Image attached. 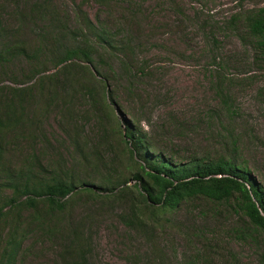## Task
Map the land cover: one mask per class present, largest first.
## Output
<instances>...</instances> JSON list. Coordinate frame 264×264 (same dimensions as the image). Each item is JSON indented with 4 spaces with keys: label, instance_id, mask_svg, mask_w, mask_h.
Listing matches in <instances>:
<instances>
[{
    "label": "rangeland",
    "instance_id": "rangeland-1",
    "mask_svg": "<svg viewBox=\"0 0 264 264\" xmlns=\"http://www.w3.org/2000/svg\"><path fill=\"white\" fill-rule=\"evenodd\" d=\"M23 1L27 0H19L21 6ZM53 1L69 13L72 27L79 26L76 12L82 10L97 26L112 32L119 43H130L133 53L126 59H132L133 72L127 79L132 80L106 81L107 89L114 90L111 103L122 130L127 120L133 122L166 156L180 161L227 154L251 170L264 187V63L255 61L243 17L246 10L263 6L264 0ZM0 5L13 15L12 0H0ZM26 37L32 44L37 42L35 35ZM55 71L49 66V73ZM12 77L11 73L1 74L0 86L13 85ZM79 78L75 84L82 89L67 88L73 94L67 106H72V114L65 111L67 107L53 105L44 123L37 126L39 133L30 131L38 137L37 158L45 167L56 166L60 154L63 170L75 173V179L86 170L94 183L103 182L105 175L129 177L127 166L132 159L125 142L118 141V135L101 142L104 129L84 89V76ZM223 86L231 96L233 114L225 112L219 95ZM76 129L81 142L85 141L86 153L101 149L103 165L99 160L85 163L80 149L75 151L71 136ZM16 142L19 140L13 137L5 145L4 158L12 166L23 167L33 140L28 145ZM106 143L112 144L104 146ZM93 162L98 168L93 166L92 172L89 165ZM204 204L208 208L212 203L197 200L184 205L169 216L171 222L155 232L164 264H264V235L236 237L237 218L205 215ZM98 206L74 197L69 212L59 216L63 223L91 217V264H148L151 244L145 236L128 230L115 212L95 213ZM6 233L2 222L0 247ZM54 240L30 234L17 264H59L60 240Z\"/></svg>",
    "mask_w": 264,
    "mask_h": 264
},
{
    "label": "trees",
    "instance_id": "trees-1",
    "mask_svg": "<svg viewBox=\"0 0 264 264\" xmlns=\"http://www.w3.org/2000/svg\"><path fill=\"white\" fill-rule=\"evenodd\" d=\"M23 2L21 6L19 0H12V16L0 5V72L13 74L14 82L0 86V223L7 230L0 247V264H17L27 237L37 233L47 240H60L59 264H91V217L79 223H63L59 217L69 212L74 197L98 204L95 213L115 212L128 230L145 236L151 244L148 264H164L155 232L171 222V214L197 200L212 203L208 208L204 204L205 215L236 217V237L264 235V187L245 165L227 154L176 160L166 156L133 122L127 120L121 129L111 103L114 90L107 89L106 81L132 76V59H126L133 53L129 42L119 43L112 32L97 26L82 10L76 12L79 26L72 27L69 13L53 0ZM243 17L255 61L264 63V5L246 10ZM238 19L235 16L234 21ZM26 35L37 36V42L32 44ZM49 66L56 71L49 73ZM79 75L84 76V89L104 129L101 142L118 135V141L126 144L132 159L127 166L129 177L105 175L103 182L94 183L86 170L78 179L72 171L63 170L60 154L54 161L56 166L47 162L50 165L45 167L37 158L34 149L38 137L30 131L39 133L37 126L44 123L51 106L63 109L71 103L73 94L67 88L78 91L75 83ZM219 95L225 112L233 114L231 96L224 86ZM65 111L72 114V106ZM13 137L19 145L33 140L28 145L30 158L23 167L12 166L4 158L5 145L12 143ZM81 138L76 129L71 136L75 151L80 149L85 163L99 160L103 165L101 149L86 153ZM91 164L93 172L96 162ZM132 180L134 184H130Z\"/></svg>",
    "mask_w": 264,
    "mask_h": 264
}]
</instances>
